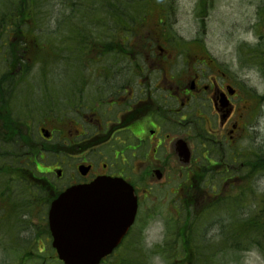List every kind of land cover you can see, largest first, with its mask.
Masks as SVG:
<instances>
[{
	"label": "flooded vegetation",
	"instance_id": "obj_1",
	"mask_svg": "<svg viewBox=\"0 0 264 264\" xmlns=\"http://www.w3.org/2000/svg\"><path fill=\"white\" fill-rule=\"evenodd\" d=\"M124 34L110 33V51L87 36L75 49L84 50L88 61L59 64L53 72L49 127L39 128L50 136L40 132V149L52 141L55 166L49 173L59 172L57 178L66 183L62 189L101 176L122 178L133 186L139 212L143 200L156 199L155 194L182 199L202 174L226 185L250 179V161L238 159L249 150L240 154L237 145L248 138L252 105L228 64L193 40L172 43L158 19L142 22L131 39ZM75 35L82 34L55 31V37ZM15 76L17 87H0V119L5 121L28 114L24 78ZM36 110L44 114L42 104ZM50 243L36 240L23 262L55 259ZM19 244L16 252L27 248Z\"/></svg>",
	"mask_w": 264,
	"mask_h": 264
},
{
	"label": "rangeland",
	"instance_id": "obj_2",
	"mask_svg": "<svg viewBox=\"0 0 264 264\" xmlns=\"http://www.w3.org/2000/svg\"><path fill=\"white\" fill-rule=\"evenodd\" d=\"M56 1L58 0H55V2ZM148 1V3L144 4L146 14L143 16H148L150 19H154L156 17L163 19L164 17L167 24L163 25V29L169 31L172 37L182 40H193L194 42L201 44L204 50L209 54L211 53L217 60L228 64L230 70L232 71V75L235 78L236 84L242 82L241 84L246 90L252 91V97L258 98L259 94L264 92V80L261 73L254 68L255 62L252 60L254 55L249 54V47L255 46L258 41L257 31L260 29L258 23L260 19L258 10L259 8L264 7V0H203L204 5L201 8L202 19H198V14L200 13L196 9L197 0ZM51 2L53 3L54 0H51ZM49 4L50 0L48 1V5ZM141 17L142 16H136L135 21L140 20ZM0 18L2 22H7V19L9 18L8 12L6 13L4 10L2 3L0 4ZM8 21H10V19ZM47 27L50 31L48 30L42 32L43 37H41L43 49L39 50L38 54L35 55V58H37L36 60L32 59L29 62L41 63L40 61L43 60L46 68L51 65H55V69L59 67V63H71L66 56L68 52H65V54L62 52L64 50V42L59 45L60 40L55 38V31H53V29H55V22L52 21ZM66 41L68 40H65V42ZM70 41L74 42V46H76L79 40L72 39ZM172 41H174V39H172ZM57 45L59 46L57 47ZM53 46L54 48L56 47L57 55H55V49ZM2 47L3 45L1 41L0 63L8 62L4 71L7 75H10L20 69L17 65L20 57L17 56V58L14 57L9 58V60H4L2 56ZM9 51L12 52L13 48L11 49L10 47ZM72 57L78 59L81 63L88 61L84 50L79 51L75 49ZM56 75L55 77H57ZM11 87H17V82L12 80ZM33 101H35V99H33ZM249 101L252 105H254L253 107H255V100L250 97ZM257 108L258 112L256 108H254L253 116L251 117V119H253L257 112L256 117L251 123L250 143L253 152H256L255 150L259 149L264 152V104H262L261 107L257 106ZM43 109L45 114L50 115V100L49 102L43 103ZM28 111H30L29 108ZM34 115L36 114L34 113ZM34 115L33 113L31 114L32 117ZM44 118L43 115H38L37 118H31L27 121L28 125L26 126L25 121L22 118L17 117V119L11 120L13 125L16 127H21V124H24V136L18 139L9 138L7 140H1L3 137H0V145L7 147V142H12L13 146L20 148L22 144H25L26 150L21 152L22 157H18V160L23 159L24 161H27L29 158H34L35 162L38 161L37 170L45 173L49 172L54 164L53 161L55 159V151L52 146V141L44 142V149H40L41 138L39 128L44 125L49 127L47 124L48 121ZM3 123L4 119H0V127L3 126ZM7 151H10V149L8 148ZM9 154L13 155L10 152ZM39 155L44 156V159H41ZM13 158L14 156H3L0 163H10ZM27 163L29 164L21 163L26 166L25 171L36 166V163L31 164L28 161ZM231 165L232 164L229 166ZM39 172L36 174L39 175ZM15 173H18V170H15L10 174L14 175ZM43 176H45V179L48 181L53 190L56 188L61 189L66 185L64 179L57 178L55 171L43 174ZM215 179L216 178H213V180ZM219 184L220 181L210 184L208 182V177H204L202 180L197 179L195 192L203 195L204 192H211V187L213 185L218 186ZM4 185L5 187H10V184H4V180H2L0 183V190L4 189ZM20 186H22V184H18L16 188L19 189ZM248 186L249 188L246 190ZM235 187L236 189L233 193L234 196L228 197L227 199L231 200L234 198L233 202L236 209L240 212V214H243L239 216V218L242 219L247 216L249 209H244L240 205H237V199L240 196L241 199H245V203H249L252 200L255 203L258 202L260 200L258 196L260 193H264V175H259L254 182H251V179L238 181L236 182ZM23 188L27 189L28 186L25 184ZM242 192H244L246 196ZM19 193L16 194L18 196V200L16 202L19 206L14 210H12L11 202L14 203L15 201L9 199L6 193L0 195V219L12 221V223L4 221L5 224H0V264H62L57 262L56 258L55 260H51V258H49L51 262L47 260H35L34 258L31 260L27 259V261L23 262V258L30 255V251L32 250L31 246H35V241L39 239L40 242V240L45 238L44 217H46V214L44 212L46 209L45 203L49 197L42 194H40V197L32 195L29 197L27 194ZM21 195H23V197ZM153 201L155 202V199H152L151 197L143 200V204L140 207L139 218L132 230L130 236L131 238L129 237L130 240L134 239L135 243L130 246V249H126L121 246L118 248L115 256L109 259V261L106 260L103 264L117 262L114 261L118 260L115 257L119 254H125L127 256V251H130L132 256H135L138 259V264H140L142 260L145 264H166L163 258L164 253L160 252L157 248L166 241L170 240L167 235L168 223H171L173 227H175V224H173L172 221L180 220V222H184L185 218L188 217L185 215L186 212H184L179 218L178 210L174 211L173 209V211H171L169 208L166 210L164 209V211L161 210L159 215L158 212L157 215H155L157 211L156 209L158 208V211L160 210L159 205H157L159 200L155 204ZM223 201L224 203L228 202L226 199ZM167 203L170 205V200H167ZM220 204V202L215 204V207L213 208L214 211H210L209 215H212V212L216 213L215 211L220 207ZM12 211H14V213H12ZM22 212H25V215H21ZM23 217L27 218L22 219ZM19 224L22 226L17 228V225ZM210 225L211 227L208 231L209 234H213L215 232L218 233L219 227L217 221ZM6 227L11 229L5 230ZM4 231H9L8 237L4 234ZM220 234L221 231H219V235ZM205 236H208L206 232ZM239 236L241 237L240 234L233 235L232 239ZM19 243L22 245L27 244V248L16 252V245ZM8 245H11V251V248ZM250 249H222L220 250L218 257L221 260L223 257V264H264V258L261 257L259 252L255 249ZM132 256L126 257V260H131Z\"/></svg>",
	"mask_w": 264,
	"mask_h": 264
},
{
	"label": "trees",
	"instance_id": "obj_3",
	"mask_svg": "<svg viewBox=\"0 0 264 264\" xmlns=\"http://www.w3.org/2000/svg\"><path fill=\"white\" fill-rule=\"evenodd\" d=\"M48 1L5 0L2 3L4 10L6 13L8 12L9 18L7 22H2L0 18V42L6 40L7 35L13 34L15 36L16 34V39L14 38L15 41L13 43L2 44L3 47L10 46L14 51L3 52L2 56L5 57L4 60L14 57L17 58V56L20 58L26 57V59H37L35 58V55L38 54L36 43L41 41V37H43L42 32L49 30L47 26L52 21L58 22L53 31L58 29L67 33L82 30L92 37L91 40L101 42L107 47L105 41L111 36V31H116L122 25L123 30H126L128 24L135 22L136 16L146 14L144 4L149 2L148 0H61L60 7L58 8L60 13L59 17V13L55 7V0L53 3L50 0L49 5ZM258 15L260 16L258 23L261 25L262 30L257 31L260 33L258 42L255 46L249 47V54L254 55L252 60L255 62V67L264 79V7L259 8ZM9 19L11 22L8 21ZM21 32L23 34H20ZM66 45L68 46L69 43ZM40 62L39 69L41 70L42 78L49 80L51 78L52 67L46 68L44 61L42 60ZM11 132L17 134V136H21V132L16 129H12ZM7 147L10 149L12 146L10 144ZM7 147L0 146V160L3 156L9 155L8 157H13V155L9 154V152L13 153V151H7ZM261 156L263 155L259 156L260 159L258 158L252 162L253 173L257 172L259 168H263L264 170V159H261ZM2 164L0 163V183L2 180H5L4 175L10 174L15 170L21 173L23 170L15 164L14 158L10 163H6V165ZM7 165L9 167L4 168ZM10 182V187L1 189L0 193L10 191L12 190L11 188L15 187L16 183L13 181ZM41 186L45 192H49V188L44 182H42ZM32 187L35 188H27L24 190L27 192H35L41 189L37 184ZM19 189L21 190L22 186ZM242 193L246 196L244 192ZM233 196L234 194H229L225 197L228 201L227 203H224V199L220 200V203L225 205L216 213L221 234L219 235L218 231V233L215 232L210 235L208 232L209 228H207L208 236H205L206 231L203 229V226L205 227V223L211 221L212 216L209 215V211L202 210L200 212L197 211V213L193 212L191 210L193 208L191 207L192 204L195 207H200L202 203L201 201L198 202V199L193 200L191 196L187 198L190 208H188L185 215L188 218H185L184 222H180V220L172 221L175 227L171 223H168L167 235L170 240L157 248L160 252L164 253L163 258L166 264H223V257L222 260L218 257L220 250H246L253 249L252 247H255L264 258V193H260L258 196L260 200L258 202L255 203L252 200L249 202V205L245 203V199H241L240 196L238 197L236 204L244 209H249L247 216L242 219L239 216L243 214H240L236 209L233 202L234 198L231 200L227 199ZM17 200V197L16 199L12 198V201H15L14 203L11 202L12 210L19 206L16 202ZM209 207L211 206H208L207 209ZM209 209H212V207ZM4 221L0 219V224H5ZM21 226L19 224L17 228ZM10 229L8 228V230ZM237 234H240L241 237L232 239V236ZM127 255L132 254L129 252ZM137 261L133 260L127 263L117 261L111 262V264H138ZM140 264H145V262L142 260Z\"/></svg>",
	"mask_w": 264,
	"mask_h": 264
},
{
	"label": "water",
	"instance_id": "obj_4",
	"mask_svg": "<svg viewBox=\"0 0 264 264\" xmlns=\"http://www.w3.org/2000/svg\"><path fill=\"white\" fill-rule=\"evenodd\" d=\"M136 209L132 187L117 178L100 177L66 188L48 210L59 259L65 264H98L125 235Z\"/></svg>",
	"mask_w": 264,
	"mask_h": 264
}]
</instances>
